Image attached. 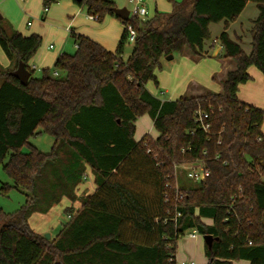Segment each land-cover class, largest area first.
<instances>
[{
  "label": "trees",
  "instance_id": "1",
  "mask_svg": "<svg viewBox=\"0 0 264 264\" xmlns=\"http://www.w3.org/2000/svg\"><path fill=\"white\" fill-rule=\"evenodd\" d=\"M62 1L44 0L45 15ZM70 1L98 22L110 16L131 24L134 50L124 62L126 28L115 53L71 31L76 53L57 58L58 76L47 68L38 78L31 61L42 37L0 22V47L10 62L8 69L0 65V168L12 181L1 192L26 197L14 213L0 210V264H177L178 241L194 230L217 239L206 246L208 264H264V110L239 98L240 87L253 81L250 68L264 76V0H169L170 13L126 21L111 0ZM248 3L259 10L251 54L226 31ZM220 23L223 57L236 65L222 92L170 101L153 95L147 85L159 88L163 62L186 52L206 57L210 26ZM21 63L31 73L27 86L10 76ZM199 111L208 115V131ZM144 116L158 137L137 141ZM42 134L55 140L49 154L30 144ZM192 162H202L210 177L180 187L175 168ZM87 166L97 190L79 197ZM64 198L81 209L67 210L59 236L51 241L34 232L32 216L48 214Z\"/></svg>",
  "mask_w": 264,
  "mask_h": 264
},
{
  "label": "crops",
  "instance_id": "2",
  "mask_svg": "<svg viewBox=\"0 0 264 264\" xmlns=\"http://www.w3.org/2000/svg\"><path fill=\"white\" fill-rule=\"evenodd\" d=\"M1 1V0H0ZM113 1V0H111ZM149 11L150 15V9L148 5L140 0ZM2 2V1H1ZM21 3L28 2V8L26 9L29 11V13H32L31 10L33 9L31 6H34V9H39V3L44 2V0H20ZM115 3V1H113ZM130 2V0H129ZM116 4V3H115ZM132 4V3H130ZM149 4H152L154 6H157V4H164V0H150ZM249 4L246 6L243 13L240 15L239 19L231 23L229 28L226 30L229 34V37L240 44L242 49L245 53L251 54L252 52V37H251V29L253 28V21L257 19L259 15V10L257 8V5L252 8L249 15L246 16V11L249 7ZM118 8L119 5L116 4ZM134 6V4H133ZM157 10V9H156ZM163 10L169 12L168 7L165 5L163 7ZM34 11V10H33ZM34 15L40 20H42V23L38 22V24H34L31 21L20 24L19 22L12 23L10 26L9 24L4 25L6 29H15L19 31L24 36H31L33 34L39 35V36H45V30L46 27L49 24H52L54 22L59 21L61 24H65V30L69 33L73 31V26H77V20L83 15V10L81 8H77L76 4H74L70 0H65L62 2L57 3L53 8L48 10V12L45 15V18H41V12L36 11L33 12ZM87 13V11H86ZM244 15L246 18L244 19ZM87 16L90 20H92L87 13ZM2 20V18L0 19ZM79 21V20H78ZM15 22V21H14ZM80 22V21H79ZM93 23V22H92ZM212 26H210V31L212 35V42L207 43L205 50L207 51L206 57L199 59L196 57H193L190 53H186L185 57L186 60H189L192 64H190V79L186 80L185 78L182 79L178 86L182 84V87L185 86L184 89V95H181V97L185 96H200L202 95L206 90L213 91L216 93H221L223 89V82L226 79L227 74L230 71H233L236 67L235 63L232 60L225 59L223 50L220 48V44L218 43V37L225 31V24L220 23L216 24L215 26L219 27L218 29V35L213 37L212 33ZM78 29V28H77ZM125 32L124 25H119V22L116 18L113 17H107L105 21L102 24L93 23L91 25V28H82L80 27L77 34L86 36L93 41L99 43L101 46H103L106 50L109 52L115 53L119 47V43L122 39V36ZM214 43L215 47L213 49H210V45ZM75 44V43H74ZM53 45H49L46 47V52H37L35 57L31 61V67L35 68L34 72L36 71H43L47 68H50L53 64H55L57 58L59 55H54L50 53L49 51L54 50V46L51 49L50 47ZM63 55V54H61ZM197 62L195 63L194 61ZM205 64V71L200 73L199 75L195 76L193 72H195L196 68L198 69L200 65L198 64ZM0 65L4 69H8L10 67V62L7 59L5 53L3 52L2 48L0 47ZM249 73L253 76V81L249 82L246 85H242L239 90V98L241 101L256 106L260 109L264 110V76L263 74L256 69L255 67H252L249 69ZM208 78H212L211 81ZM186 80V81H185ZM209 80V81H208ZM2 82V80H0ZM1 84V83H0ZM212 88V89H209ZM168 91H165V94H167ZM177 98V99H179ZM163 101H166L165 99L160 98ZM173 99V100H177ZM264 132V124L262 128ZM147 135H151L150 133ZM152 136V135H151ZM153 137V136H152ZM158 137V136H157ZM154 137V138H157ZM136 138V136H135ZM138 141L139 139L136 138ZM141 140V139H140ZM97 190L96 185V177L93 173V170L87 166L86 168V174L84 177L83 182L79 185L77 190V195L80 196H86L93 194ZM73 208L74 214H76L81 209V204L79 202H71L69 199L64 198L57 206H55L48 214L43 215L47 218V220L58 219L59 217L62 218L63 213L67 215V221L65 224L69 222V215L67 214V210ZM42 215V214H37ZM204 223L207 225H212V220L206 219L204 220ZM64 224V225H65ZM63 225V227H64ZM61 228V230L63 229ZM60 230V232H61ZM60 232L58 233L57 237L59 236ZM199 236L196 239L197 240ZM191 239V238H190ZM205 242V241H204ZM198 247V244H197ZM200 248H197V251ZM204 252L206 250V244H204ZM189 258L194 257L196 255V252L194 248L190 250L188 253ZM206 255V253H205ZM206 264L208 263V259L206 257ZM181 264H196L194 261L185 262L182 261ZM234 264H250L248 261H238L234 262Z\"/></svg>",
  "mask_w": 264,
  "mask_h": 264
},
{
  "label": "rangeland",
  "instance_id": "3",
  "mask_svg": "<svg viewBox=\"0 0 264 264\" xmlns=\"http://www.w3.org/2000/svg\"><path fill=\"white\" fill-rule=\"evenodd\" d=\"M1 1H0V19L2 18V20H0V22H2L3 25L9 24L11 26L12 23H16V22H19L20 24L22 23L26 24L29 21H31L34 24H38V22L42 23V20H40L39 18L38 21V18L34 15L33 12L36 13V11L41 12V16H42L41 18L45 17L43 2L39 3V9H34V6L32 5L31 6L33 8L31 10L32 13H29V11L26 10L28 8V4H29L28 2L21 3L20 0H1ZM113 1H115V3L119 5L120 8H127L129 11L133 10L134 6L133 4H130L129 0H113ZM142 1L145 2L150 9V15L148 16V18L153 17L156 11L166 13V11L163 10V7L165 5L169 9V12L167 13L172 12V4L170 3L169 0H164V4L162 5L157 4V6L149 4L150 0H142ZM177 1L182 2L183 0H177ZM55 5L56 4H53L52 6H50L49 9L51 10ZM254 6H255L254 3L249 4V7L246 11V16L249 15V13L251 12ZM81 9L83 10V15L78 19L80 22L77 20V24H76L77 26H73L74 32H77L80 27L91 28V25H93V23L102 24L107 17H110L107 16L103 22L90 20L87 16L86 9L85 8H81ZM246 16L244 15V19L246 18ZM117 21L119 22V25H122V22L119 19H117ZM218 29L219 27L215 25L212 26L211 30L213 33V37L218 35ZM42 40L43 42L38 52H44V51L46 52L45 50L46 47H48L49 45H53L55 49L49 52L54 55H59V54L74 55L76 53V46L74 44L73 39L71 38V33L67 32L65 30V24H61L59 21L49 24L46 27L45 36H42ZM133 50H134V42H131L129 39H127V41L125 42L124 53L122 56L124 62H126L129 59ZM185 57L188 56H186V54L184 56L175 54L172 60H165L163 62L162 69L156 72L159 81V88H157L153 82H149L147 85L148 90L153 95L168 101L177 99L181 95H184L185 86L182 87V84L178 86V84L185 77L186 80L190 79L191 74L189 71L191 69L190 64H192L189 60H186ZM194 62L196 63L197 61L195 60ZM205 64L208 63L198 64L200 65L199 68L198 69L196 68L195 72H193L195 76L205 71L206 68ZM54 72L55 69L53 64L49 68V73L53 74ZM43 74L44 73L42 71H36L34 75L35 77L40 78L43 76ZM208 79L211 81L212 78H208ZM165 91H168V93L165 94ZM136 129H137L136 138L139 140L149 133L153 137L158 136V132L154 128V123L149 116H144L140 118L136 123ZM54 142L55 140L46 134L39 135L30 140L31 145H33L39 151L46 154L51 153L52 148L54 146ZM29 151H30L29 146H26L23 150V152L25 153H28ZM177 180L180 187L183 186L191 187L197 184L196 182L190 180L186 173L185 174L178 173ZM7 184L12 185V181L9 179V177L4 172V170L0 168V210H3L5 213H14L25 204L26 197L24 194H22L17 190H13L8 195H4L1 192V187ZM67 220H68L67 215L64 213L62 215V218L59 217L54 221L53 219L50 221L47 220V218L43 215L35 214L32 216L30 220V225L34 232L41 234L45 237L49 235L50 236L49 240L52 241L56 239L58 233L60 232L61 228L63 227V225L66 223ZM189 233L190 232L186 233V235L183 236L178 241L177 264H181L182 261L185 262L194 261L196 264H206L207 261L205 255L206 250L204 252L203 249L205 244L204 237L199 234V238L197 240H192L189 237ZM193 248L196 252V255L194 257L189 258L188 253ZM197 248L200 249L197 251Z\"/></svg>",
  "mask_w": 264,
  "mask_h": 264
},
{
  "label": "built area",
  "instance_id": "4",
  "mask_svg": "<svg viewBox=\"0 0 264 264\" xmlns=\"http://www.w3.org/2000/svg\"><path fill=\"white\" fill-rule=\"evenodd\" d=\"M130 3L134 4L133 10L130 11L129 18H133L135 16H140L141 18H146L149 16V11L145 6H143L140 0H130ZM49 9L46 10V13ZM90 16V15H89ZM92 20H95L93 16H90ZM127 37L131 42H134L137 36V33L131 24H128L126 27ZM51 49L53 46L50 47ZM220 48L223 50L222 46ZM35 68L32 67V70ZM55 76H58V73H54ZM197 121L202 125L205 131H208L210 126L205 123V120L208 119V115L203 114L201 111L198 112ZM176 177L178 173L187 174L188 178L196 183L204 182L207 178L210 177V171L204 167L202 162H192V163H183L177 165L176 168ZM199 236V233L194 230L189 233V237L191 239H196Z\"/></svg>",
  "mask_w": 264,
  "mask_h": 264
},
{
  "label": "water",
  "instance_id": "5",
  "mask_svg": "<svg viewBox=\"0 0 264 264\" xmlns=\"http://www.w3.org/2000/svg\"><path fill=\"white\" fill-rule=\"evenodd\" d=\"M78 3H81L83 0H75ZM115 14L121 19V20H128L129 19V14L130 11L127 8H117L115 10ZM173 56L168 57L167 60H172ZM10 76L18 79L22 85L27 86L28 82L31 78V73L26 69V67L24 66V64H20L18 69L14 72L10 73ZM47 239H50V236L47 235L46 236ZM217 239H215L213 236H205L204 237V241L206 246L209 249H212L213 247V243L216 241Z\"/></svg>",
  "mask_w": 264,
  "mask_h": 264
}]
</instances>
